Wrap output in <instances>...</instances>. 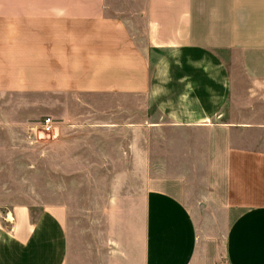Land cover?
<instances>
[{
  "label": "crops",
  "instance_id": "obj_1",
  "mask_svg": "<svg viewBox=\"0 0 264 264\" xmlns=\"http://www.w3.org/2000/svg\"><path fill=\"white\" fill-rule=\"evenodd\" d=\"M0 199V264H264V0H0Z\"/></svg>",
  "mask_w": 264,
  "mask_h": 264
},
{
  "label": "rangeland",
  "instance_id": "obj_2",
  "mask_svg": "<svg viewBox=\"0 0 264 264\" xmlns=\"http://www.w3.org/2000/svg\"><path fill=\"white\" fill-rule=\"evenodd\" d=\"M157 56L156 53H152L151 54V60L153 61L154 58ZM79 105L81 106H86L85 103H79ZM81 108V107H79ZM41 138H50V135H43L41 136ZM1 200V199H0ZM2 200H5V199H2ZM8 201H12L14 203H21V202H24V203H29L32 205V211H33V214L37 211L38 209V206H37V198H23V197H12V198H9V199H6Z\"/></svg>",
  "mask_w": 264,
  "mask_h": 264
},
{
  "label": "built area",
  "instance_id": "obj_3",
  "mask_svg": "<svg viewBox=\"0 0 264 264\" xmlns=\"http://www.w3.org/2000/svg\"><path fill=\"white\" fill-rule=\"evenodd\" d=\"M52 124L53 118L50 116H45L40 122V130L38 136L51 135L52 136Z\"/></svg>",
  "mask_w": 264,
  "mask_h": 264
}]
</instances>
